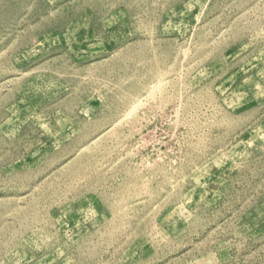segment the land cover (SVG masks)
<instances>
[{
    "label": "rangeland",
    "instance_id": "rangeland-1",
    "mask_svg": "<svg viewBox=\"0 0 264 264\" xmlns=\"http://www.w3.org/2000/svg\"><path fill=\"white\" fill-rule=\"evenodd\" d=\"M0 264H264V0H0Z\"/></svg>",
    "mask_w": 264,
    "mask_h": 264
}]
</instances>
